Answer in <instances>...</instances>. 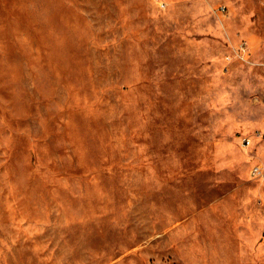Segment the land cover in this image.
I'll return each mask as SVG.
<instances>
[{
    "label": "rangeland",
    "instance_id": "374dc122",
    "mask_svg": "<svg viewBox=\"0 0 264 264\" xmlns=\"http://www.w3.org/2000/svg\"><path fill=\"white\" fill-rule=\"evenodd\" d=\"M0 264H264V0H0Z\"/></svg>",
    "mask_w": 264,
    "mask_h": 264
},
{
    "label": "built area",
    "instance_id": "2783aa9c",
    "mask_svg": "<svg viewBox=\"0 0 264 264\" xmlns=\"http://www.w3.org/2000/svg\"><path fill=\"white\" fill-rule=\"evenodd\" d=\"M244 144H250V141L249 140H244ZM261 173V169L260 167L258 166H255L253 169H252V175L256 176V175H259Z\"/></svg>",
    "mask_w": 264,
    "mask_h": 264
}]
</instances>
